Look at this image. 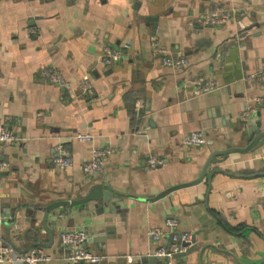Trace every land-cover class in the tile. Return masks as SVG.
<instances>
[{"label": "crops", "instance_id": "0c3cea01", "mask_svg": "<svg viewBox=\"0 0 264 264\" xmlns=\"http://www.w3.org/2000/svg\"><path fill=\"white\" fill-rule=\"evenodd\" d=\"M218 8L231 17L203 25L201 15ZM155 45L186 56L188 66L162 64ZM109 51L121 56L108 58ZM44 68L66 84L40 76ZM196 76L215 88L195 93ZM248 118L264 129V0H0V122L16 136L1 152L9 166L0 171V237L8 242L9 234L17 250L50 244L32 247L50 256L42 264H264V139L212 163L195 184L144 198L197 178L213 150L245 146ZM194 130L206 142L183 146L182 135ZM58 145L69 150L70 166L54 165ZM94 146L111 152L103 173L89 178L83 165ZM149 156L162 163L147 166ZM95 184L133 196L122 201L123 216L106 222L97 201L60 206L49 216L51 241L42 228L17 235L14 224L21 232L30 225L28 210L81 198ZM168 218L177 219L174 233H192L195 248L154 255L170 235L151 240L147 229ZM105 225L114 232L104 245L88 243L101 261L66 259L61 232Z\"/></svg>", "mask_w": 264, "mask_h": 264}, {"label": "built area", "instance_id": "2783aa9c", "mask_svg": "<svg viewBox=\"0 0 264 264\" xmlns=\"http://www.w3.org/2000/svg\"><path fill=\"white\" fill-rule=\"evenodd\" d=\"M231 17L230 12L225 9H213L209 10L201 15V22L206 24H220ZM154 50L159 54L162 64L170 66L175 69H184L188 66V59L184 55H170L168 50L164 47L155 45ZM121 56L118 51H109L106 57L111 59H118ZM40 76L45 79H49L54 83L65 85L66 82L59 75V73L51 68H44L39 70ZM263 74H258L256 80L261 79ZM248 78H251L248 77ZM194 84L195 93H203L211 91L215 88L213 81L203 77L196 76L192 81ZM83 90L92 94V87L86 81H83ZM256 103H262L263 98L256 97L254 100ZM251 112H254V107L249 108ZM249 111V112H250ZM246 115V114H245ZM246 117V116H245ZM75 138L79 141H90L92 135L90 133H76ZM16 140L14 131L8 122H0V171L9 166V162L1 157L2 148L5 144L11 143ZM182 145L191 148L201 146L206 142V134L202 130H194L184 133L181 137ZM111 150L106 146H94L91 148L90 158L84 163L83 171L86 176L93 178L103 173L105 169V161ZM53 163L58 168L70 166L72 158L68 149L62 145H58V153L53 158ZM162 163V160L156 156H149L146 159V164L149 167H155ZM262 209L264 210V201L262 203ZM176 218H168L165 221L163 227H149L147 234L151 240H158L159 238L170 235V243L168 246H161L155 251V256L172 257L177 252H182L186 249V246L182 245V242H190L192 239L191 232H182L180 234L174 233L176 226ZM60 242L68 253L66 259L69 262L84 261L87 263H98L103 259L101 254L93 252L89 247L88 233L85 228H76L74 230H65L60 234ZM50 256L40 248H32L27 252L16 251L3 237H0V262H10L11 264H42L48 260ZM128 261H133L132 256H127ZM137 264H150L147 262L139 261Z\"/></svg>", "mask_w": 264, "mask_h": 264}, {"label": "water", "instance_id": "95a60500", "mask_svg": "<svg viewBox=\"0 0 264 264\" xmlns=\"http://www.w3.org/2000/svg\"><path fill=\"white\" fill-rule=\"evenodd\" d=\"M257 115H259V112H257ZM245 124H246L245 127L242 129V135L247 141V144L245 146H234V147H229L225 149L213 150L207 157L201 169V172L197 176V178L187 181V182H183L181 184L170 186L155 195L146 196L144 198H146L148 201H154L156 199H159L167 195L172 190L195 184L205 177L212 163H217V162H220L226 159L230 153H233V152L246 153L256 148V146H258L261 143V141L264 139V129L261 128V121L257 120V121L251 122L250 118H248V120L245 121ZM129 196L133 197L132 195L126 194L125 191L121 188H117L113 186H106L102 184H95L90 188L88 193L81 198L71 199V200H57L47 205L35 206L32 208V210H28L26 215L23 218L24 220L29 222L30 225L28 228L24 230V232L20 231L21 224L19 222L14 224V227L17 228L18 230L17 235H19V237H23V235L26 236V234L29 231L36 234L42 228L48 233L49 240L51 241L53 239L54 230L49 224V216L53 209L60 207V206H75L79 204L89 203L90 201H97L99 205L102 206V208H107L108 218H106L105 221L109 222L111 221V217L116 214L123 216V212L125 211L126 208L122 207L121 203L125 197H129ZM37 217L40 219L39 225H36ZM85 230L88 233V242L98 241L100 243L99 244L100 247L104 245L106 238L110 237L111 234L114 232V229L112 228V226H106V225L99 226L98 228H95V229L93 227L86 226ZM7 239H8V243L18 252H26L30 248L34 246H38V245H43V246L50 245V244L46 245L45 243L39 242L37 240V241L30 242L27 248H25V250H17L15 242L9 236V234H8ZM194 241H195V238L194 236H192V239L190 242H182V245L186 246L185 251H189L191 247L193 248L196 247V244L194 243ZM191 242H193L194 244H192ZM182 253L183 252H177L174 254V256H177ZM150 260L153 261V258H150Z\"/></svg>", "mask_w": 264, "mask_h": 264}]
</instances>
